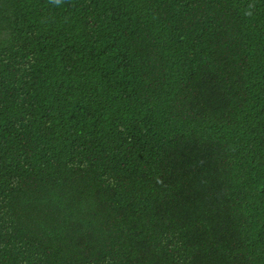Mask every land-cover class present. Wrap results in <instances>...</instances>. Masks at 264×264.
Masks as SVG:
<instances>
[{
	"label": "trees",
	"instance_id": "obj_1",
	"mask_svg": "<svg viewBox=\"0 0 264 264\" xmlns=\"http://www.w3.org/2000/svg\"><path fill=\"white\" fill-rule=\"evenodd\" d=\"M0 264H264V0H0Z\"/></svg>",
	"mask_w": 264,
	"mask_h": 264
}]
</instances>
